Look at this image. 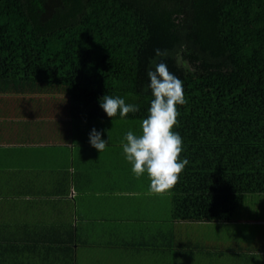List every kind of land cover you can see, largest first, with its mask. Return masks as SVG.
I'll use <instances>...</instances> for the list:
<instances>
[{"label": "trees", "instance_id": "obj_1", "mask_svg": "<svg viewBox=\"0 0 264 264\" xmlns=\"http://www.w3.org/2000/svg\"><path fill=\"white\" fill-rule=\"evenodd\" d=\"M161 59L186 99L174 216L229 220L264 192V0H0V92L59 95L86 120L119 96L139 111L112 119L143 120Z\"/></svg>", "mask_w": 264, "mask_h": 264}, {"label": "crops", "instance_id": "obj_2", "mask_svg": "<svg viewBox=\"0 0 264 264\" xmlns=\"http://www.w3.org/2000/svg\"><path fill=\"white\" fill-rule=\"evenodd\" d=\"M143 120L78 119L64 97L0 92V264H264V192L229 220L174 216L122 145ZM95 128L107 140L98 152Z\"/></svg>", "mask_w": 264, "mask_h": 264}, {"label": "clouds", "instance_id": "obj_3", "mask_svg": "<svg viewBox=\"0 0 264 264\" xmlns=\"http://www.w3.org/2000/svg\"><path fill=\"white\" fill-rule=\"evenodd\" d=\"M155 55L163 58L168 53L156 49ZM147 75L154 97L148 109L149 114L143 119L139 134L131 130L126 133V143L122 147L126 159L132 164L133 173L138 178L147 173L151 191L164 192L178 182L189 163L187 159L181 160L183 140L178 132L173 131L178 123L177 105H184L186 99L183 82L169 71L163 59ZM100 107L109 118L118 113L123 118L139 111L138 105L127 104L123 98L111 95L102 97ZM108 139H102V133L93 128L89 142L98 152H102Z\"/></svg>", "mask_w": 264, "mask_h": 264}]
</instances>
